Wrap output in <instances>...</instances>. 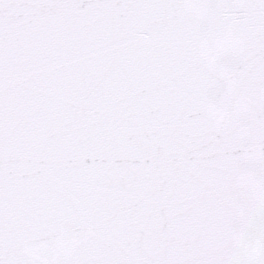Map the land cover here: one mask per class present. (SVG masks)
Masks as SVG:
<instances>
[{
    "label": "snow or ice",
    "instance_id": "1",
    "mask_svg": "<svg viewBox=\"0 0 264 264\" xmlns=\"http://www.w3.org/2000/svg\"><path fill=\"white\" fill-rule=\"evenodd\" d=\"M0 264H264V0H0Z\"/></svg>",
    "mask_w": 264,
    "mask_h": 264
}]
</instances>
